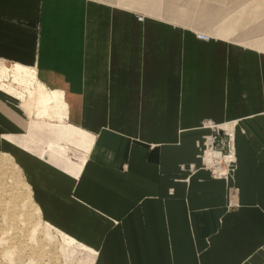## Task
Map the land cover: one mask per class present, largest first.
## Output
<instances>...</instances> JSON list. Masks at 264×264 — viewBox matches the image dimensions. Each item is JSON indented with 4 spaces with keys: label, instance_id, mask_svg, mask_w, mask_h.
Returning <instances> with one entry per match:
<instances>
[{
    "label": "crops",
    "instance_id": "1",
    "mask_svg": "<svg viewBox=\"0 0 264 264\" xmlns=\"http://www.w3.org/2000/svg\"><path fill=\"white\" fill-rule=\"evenodd\" d=\"M128 1L0 0V152L92 264H264V53ZM205 119L233 132L224 180L199 165Z\"/></svg>",
    "mask_w": 264,
    "mask_h": 264
},
{
    "label": "rangeland",
    "instance_id": "2",
    "mask_svg": "<svg viewBox=\"0 0 264 264\" xmlns=\"http://www.w3.org/2000/svg\"><path fill=\"white\" fill-rule=\"evenodd\" d=\"M125 7L137 12V21H142L145 16L160 19L165 22L166 32L189 33L199 42L221 41L219 31L231 25L234 33L222 43L264 53V0H129ZM1 123L6 126L4 121ZM220 123H206V119L199 122L198 128L204 133L197 149L200 168L207 171L211 178L224 180L228 175H222L214 164L202 159L205 138L211 135L208 125ZM6 138L7 135L1 140L10 146ZM41 139H44L43 144L54 160L46 138L36 139L34 146ZM17 150L22 149L18 147ZM68 150L63 158L65 162L79 158L77 149L68 147ZM207 151H204L205 156ZM9 154L17 163L10 151L7 156ZM7 156L0 152V264H84L90 258L87 249L52 227L45 231L47 225L36 214L28 183L20 168H15L11 157ZM189 170H193L191 166ZM64 244L75 251L74 255L67 257L62 252Z\"/></svg>",
    "mask_w": 264,
    "mask_h": 264
},
{
    "label": "built area",
    "instance_id": "3",
    "mask_svg": "<svg viewBox=\"0 0 264 264\" xmlns=\"http://www.w3.org/2000/svg\"><path fill=\"white\" fill-rule=\"evenodd\" d=\"M208 126L211 129V135L205 138L202 159L207 160V157L204 155L205 150L213 151L217 155L207 161L214 164V168L218 169L222 175L229 176L234 169V161L231 162L225 160V157L229 155L230 137L226 130L222 128L219 130V127L213 124Z\"/></svg>",
    "mask_w": 264,
    "mask_h": 264
},
{
    "label": "bare ground",
    "instance_id": "4",
    "mask_svg": "<svg viewBox=\"0 0 264 264\" xmlns=\"http://www.w3.org/2000/svg\"><path fill=\"white\" fill-rule=\"evenodd\" d=\"M38 93V92H37ZM42 94V93H41ZM38 95V94H37ZM41 96V95H40ZM34 97V96H33ZM39 99V98H38ZM50 101V100H48ZM52 101V100H51ZM52 102H55L54 100ZM28 104V103H27ZM31 103L28 104V106L30 105ZM49 104V103H48ZM31 107V105H30ZM40 107V106H39ZM28 108V107H27ZM26 108V109H27ZM220 128V126H218ZM228 135H229V155L225 157V160L226 161H234V166H235V160H236V157H235V150H234V136H233V132L231 130H226ZM217 154L214 153L213 151H207L206 152V157H207V160H211L214 156H216ZM6 156V155H4ZM9 157V156H7ZM10 158V157H9ZM12 160V162L14 163V167L18 169L16 163L14 162V160L12 158H10ZM231 174V173H230ZM36 209V208H35ZM36 214L38 215L39 218H41V214L40 212H38V210L36 209ZM42 219V218H41ZM45 231L48 232L49 231V228L46 226L45 227ZM61 247V246H60ZM61 250L63 253L66 254V256L68 257L69 255H72L73 253H75L74 250L72 249H69V247H67L65 244L62 245L61 247ZM74 255V254H73ZM84 264H92V257L90 256V258L88 259V261H86Z\"/></svg>",
    "mask_w": 264,
    "mask_h": 264
}]
</instances>
